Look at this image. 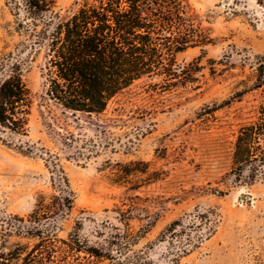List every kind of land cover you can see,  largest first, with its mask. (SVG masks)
Returning <instances> with one entry per match:
<instances>
[{"label":"rangeland","instance_id":"1","mask_svg":"<svg viewBox=\"0 0 264 264\" xmlns=\"http://www.w3.org/2000/svg\"><path fill=\"white\" fill-rule=\"evenodd\" d=\"M78 1L56 0L54 10L66 16ZM184 1L211 38L175 54L178 63L196 60L192 78L164 90L149 86L157 77L140 79L101 113L72 112L42 98L44 58L35 54L25 72L26 132H0V244L5 240L6 249L36 241L9 230L7 220L26 217L40 196L48 200L57 192L49 153L73 193L71 210L54 218L58 237L80 220L91 245L105 243L98 230L127 228L126 264H264V180L247 184L230 172L235 134L257 118L262 100L264 6ZM13 24L0 0V60L23 39ZM174 220L170 233L165 228Z\"/></svg>","mask_w":264,"mask_h":264},{"label":"trees","instance_id":"2","mask_svg":"<svg viewBox=\"0 0 264 264\" xmlns=\"http://www.w3.org/2000/svg\"><path fill=\"white\" fill-rule=\"evenodd\" d=\"M55 1L4 0L13 16V31L23 36L0 60V132L8 137L26 132L31 96L25 72L40 51L41 97L65 110L97 114L140 79L157 77L149 86L161 90L189 81L198 69L192 67L196 60L178 63L175 54L211 42L188 14L184 0H80L63 17L54 10ZM256 1L264 6V0ZM257 86L262 97L257 118L238 128L231 149L230 172L247 184L264 180V63ZM48 157L57 192L48 200L40 196L26 217L7 220L9 230L36 241L30 247L16 243L6 249L3 240L0 264H93L96 259L126 264L121 257L131 241L127 228L110 225L107 232L98 230L99 235L106 233L105 243L91 245L76 220L67 237L57 236L54 218L71 210L73 193L61 166ZM120 215L128 218L125 211ZM178 223L174 220L165 229L171 233Z\"/></svg>","mask_w":264,"mask_h":264},{"label":"water","instance_id":"3","mask_svg":"<svg viewBox=\"0 0 264 264\" xmlns=\"http://www.w3.org/2000/svg\"><path fill=\"white\" fill-rule=\"evenodd\" d=\"M224 2H228V0H224Z\"/></svg>","mask_w":264,"mask_h":264}]
</instances>
